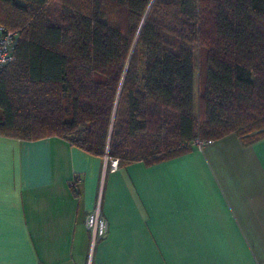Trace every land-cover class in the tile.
Here are the masks:
<instances>
[{
	"label": "trees",
	"instance_id": "obj_1",
	"mask_svg": "<svg viewBox=\"0 0 264 264\" xmlns=\"http://www.w3.org/2000/svg\"><path fill=\"white\" fill-rule=\"evenodd\" d=\"M0 134L108 164L264 138V0H0Z\"/></svg>",
	"mask_w": 264,
	"mask_h": 264
},
{
	"label": "crops",
	"instance_id": "obj_2",
	"mask_svg": "<svg viewBox=\"0 0 264 264\" xmlns=\"http://www.w3.org/2000/svg\"><path fill=\"white\" fill-rule=\"evenodd\" d=\"M0 264H264V138L113 168L61 137L0 134Z\"/></svg>",
	"mask_w": 264,
	"mask_h": 264
},
{
	"label": "built area",
	"instance_id": "obj_3",
	"mask_svg": "<svg viewBox=\"0 0 264 264\" xmlns=\"http://www.w3.org/2000/svg\"><path fill=\"white\" fill-rule=\"evenodd\" d=\"M16 35L14 31H10L3 26H0V68L12 61H14V48L16 44ZM212 140H200L196 139L194 145L202 147L203 145L210 143ZM105 160L108 159L107 155L104 156ZM117 165V160L111 161V166L114 168ZM80 181L79 176H74L70 180V186L73 187ZM85 226L90 231V248L91 250L96 243L102 239L108 231V223L103 217L100 210V199H98L94 209L86 215Z\"/></svg>",
	"mask_w": 264,
	"mask_h": 264
}]
</instances>
